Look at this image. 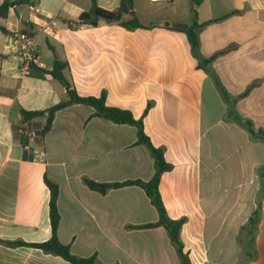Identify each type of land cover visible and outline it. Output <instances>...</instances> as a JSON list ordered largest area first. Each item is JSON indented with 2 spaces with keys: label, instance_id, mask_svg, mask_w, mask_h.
<instances>
[{
  "label": "crops",
  "instance_id": "crops-1",
  "mask_svg": "<svg viewBox=\"0 0 264 264\" xmlns=\"http://www.w3.org/2000/svg\"><path fill=\"white\" fill-rule=\"evenodd\" d=\"M97 3L114 10L121 0ZM91 6L92 0H35L12 4L0 18L7 31L0 30V239L51 238L48 178L60 191L58 238L74 255H96L101 264H182L164 227L138 228L159 220L142 188L101 194L84 182L152 178L154 158L138 143L135 126L89 119L95 110L82 104L58 111L44 136L45 117L23 121L22 110H47L68 99L47 73L59 59L69 63L65 76L80 95L106 90L109 106L136 118L152 103L145 133L173 165L160 193L170 218L186 220L180 237L191 264H264V0L199 6L134 0L136 16L151 29L128 31L104 21L71 29ZM195 11L198 24L215 20L197 31L198 55L222 51L207 71L198 69L186 33ZM20 32L33 33L38 46L40 65L27 75ZM25 124L38 133L33 141L20 133ZM41 150L45 158L34 160ZM257 209L254 234L242 244L241 230ZM0 264L70 263L34 247L0 244Z\"/></svg>",
  "mask_w": 264,
  "mask_h": 264
},
{
  "label": "trees",
  "instance_id": "trees-1",
  "mask_svg": "<svg viewBox=\"0 0 264 264\" xmlns=\"http://www.w3.org/2000/svg\"><path fill=\"white\" fill-rule=\"evenodd\" d=\"M203 0H194L195 5L199 6ZM35 0H19L16 2H11L10 0H4L0 5V18L6 19L12 4L19 6L22 4L33 5ZM237 11L230 12L227 16L236 14ZM197 12H194V22L186 30L189 42L192 47L193 54L198 58L199 65L198 69L207 71V66L212 63L217 56L222 54V51L213 55L210 58H202L198 55L199 46V35L198 29L203 26L213 22L211 20L202 24L197 23ZM101 21H104L109 25H118L128 31L138 30V29H151L154 25H144L140 19L136 16L134 10V0H121L120 6L114 10H107L101 8L97 0H92V6L89 11L83 12L79 16V20L76 22L69 23L71 29H76L82 25L98 26ZM0 30L3 33H7L6 29L0 26ZM35 68V67H33ZM69 69V63L67 61H62L55 59L53 63V68L47 73L50 74L55 80L60 82L67 90L68 99L61 101L57 105L42 111H26L22 110V116L24 122H30L31 120L38 118H46L45 126L41 129L40 135H46L52 128L55 115L58 111L65 109L73 104H82L92 107L95 112L89 117V119L100 117L105 120L111 121L115 124L120 125H131L135 126L137 129L138 143L144 144L149 150L150 154L154 158L155 173L149 180H127L123 182H113V183H100L92 179H84L85 184L92 190L101 194H105L111 189H118L127 186H138L144 190L147 197L150 199L151 204L156 208L158 212L159 220L156 223H150L146 225L138 226V228H155L164 227L172 244L174 245L182 264H191L189 254L185 251L184 243L181 240L180 233L182 227L185 223V218L172 219L168 215L165 208L162 196L160 193V183L162 176L173 170V165L170 164L166 158L164 149L156 147L150 137L145 133L144 119L152 107V103L149 102L141 117L136 118L134 114L128 110L119 107L109 106L107 104V92L103 90L99 96L93 95H80L77 90L73 87L72 83L65 76V71ZM222 94L227 98L226 91L222 88L220 83H217ZM249 90H247L242 96H245ZM238 122L244 125L249 131H252L251 124L249 122H242L238 119ZM264 139V134L261 135ZM45 183L50 189V221L52 228L51 238L42 243H26L23 241H4L0 239V244L9 247H20L28 246L40 249L48 254H53L60 256L70 264H101L97 260L96 255L90 257H78L74 255L71 251L69 245L63 244L58 238V228L60 225L61 216L58 209V198H59V186L45 178ZM259 209L250 217L248 223L242 228V233L240 235V242L242 244H247L249 238L253 236L255 227L258 223ZM247 255L249 254L246 253Z\"/></svg>",
  "mask_w": 264,
  "mask_h": 264
},
{
  "label": "built area",
  "instance_id": "built-area-1",
  "mask_svg": "<svg viewBox=\"0 0 264 264\" xmlns=\"http://www.w3.org/2000/svg\"><path fill=\"white\" fill-rule=\"evenodd\" d=\"M11 2H16L19 0H10ZM55 23H53V26ZM51 26H47L45 31L50 30ZM17 41L19 45V52L21 57V73L23 75L30 74L33 67H38L39 57H38V46L36 36L30 32H20L17 34ZM20 133L26 136L30 141H33L38 133L35 129L29 128L27 124L23 125L20 129ZM46 153L41 150L37 155L34 156V160L44 159Z\"/></svg>",
  "mask_w": 264,
  "mask_h": 264
},
{
  "label": "water",
  "instance_id": "water-1",
  "mask_svg": "<svg viewBox=\"0 0 264 264\" xmlns=\"http://www.w3.org/2000/svg\"><path fill=\"white\" fill-rule=\"evenodd\" d=\"M182 29H186L187 28V26H185V27H181Z\"/></svg>",
  "mask_w": 264,
  "mask_h": 264
},
{
  "label": "rangeland",
  "instance_id": "rangeland-1",
  "mask_svg": "<svg viewBox=\"0 0 264 264\" xmlns=\"http://www.w3.org/2000/svg\"><path fill=\"white\" fill-rule=\"evenodd\" d=\"M184 11H185V10H184ZM184 11H183V12H184Z\"/></svg>",
  "mask_w": 264,
  "mask_h": 264
}]
</instances>
